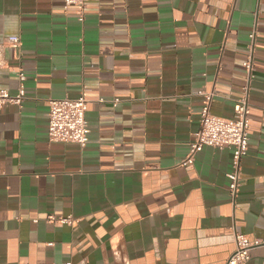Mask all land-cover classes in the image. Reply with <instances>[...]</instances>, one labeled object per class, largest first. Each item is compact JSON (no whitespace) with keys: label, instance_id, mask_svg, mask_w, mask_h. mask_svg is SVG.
<instances>
[{"label":"crops","instance_id":"crops-1","mask_svg":"<svg viewBox=\"0 0 264 264\" xmlns=\"http://www.w3.org/2000/svg\"><path fill=\"white\" fill-rule=\"evenodd\" d=\"M0 0V264H226L234 231L262 242L264 0ZM255 33L250 84L243 63ZM249 87L242 186L230 150L184 166L205 94L233 118ZM88 100L89 143L48 139L49 100ZM114 100L118 102L114 105ZM70 219L69 223L60 222Z\"/></svg>","mask_w":264,"mask_h":264},{"label":"built area","instance_id":"built-area-1","mask_svg":"<svg viewBox=\"0 0 264 264\" xmlns=\"http://www.w3.org/2000/svg\"><path fill=\"white\" fill-rule=\"evenodd\" d=\"M89 0H64V7L78 8L77 15L81 22L85 19ZM252 45L250 54L243 63L247 73L248 82L252 78L253 72V51L255 33L251 34ZM21 39L18 36H11L6 44L0 45V67L4 62L1 58L3 48L9 47L17 50L21 46ZM21 86L16 95H11L8 90L0 88V108L6 106L21 107L26 91L22 82L25 80L23 72L18 74ZM213 94H205L203 107L201 110V120L199 129L194 134V141L190 144L187 158L183 161L184 166L192 165L195 156L205 147H210L217 151L230 150L233 157V171L228 175V192L235 203V200L242 186L241 161L249 151V87L244 89L242 97L236 102L234 117L227 119L211 114V103ZM118 100H114V105ZM48 139L50 142L72 143L81 147H86L89 143L91 133L87 122L88 100L82 95L76 99H53L48 102ZM70 219H61L62 223H69ZM234 231L235 251L228 258L226 264H247L251 259V251L262 242L251 241L248 236ZM264 243V242H263Z\"/></svg>","mask_w":264,"mask_h":264}]
</instances>
